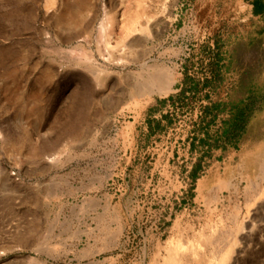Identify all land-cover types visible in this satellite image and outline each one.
<instances>
[{"label":"rangeland","instance_id":"obj_1","mask_svg":"<svg viewBox=\"0 0 264 264\" xmlns=\"http://www.w3.org/2000/svg\"><path fill=\"white\" fill-rule=\"evenodd\" d=\"M251 5L0 0V264H264Z\"/></svg>","mask_w":264,"mask_h":264},{"label":"bare ground","instance_id":"obj_2","mask_svg":"<svg viewBox=\"0 0 264 264\" xmlns=\"http://www.w3.org/2000/svg\"><path fill=\"white\" fill-rule=\"evenodd\" d=\"M172 81H173V76L169 72V70L165 69L164 67H157L153 71V73H151V75L149 76L148 82L145 84L144 89L142 90V93H149L155 90H158L160 92H166L171 88ZM169 257H172V260H173V256L170 255ZM40 264H46V263L41 260Z\"/></svg>","mask_w":264,"mask_h":264},{"label":"trees","instance_id":"obj_3","mask_svg":"<svg viewBox=\"0 0 264 264\" xmlns=\"http://www.w3.org/2000/svg\"><path fill=\"white\" fill-rule=\"evenodd\" d=\"M251 2L253 5V12L264 17V0H251Z\"/></svg>","mask_w":264,"mask_h":264},{"label":"crops","instance_id":"obj_4","mask_svg":"<svg viewBox=\"0 0 264 264\" xmlns=\"http://www.w3.org/2000/svg\"><path fill=\"white\" fill-rule=\"evenodd\" d=\"M252 6V11H253V5H251Z\"/></svg>","mask_w":264,"mask_h":264}]
</instances>
